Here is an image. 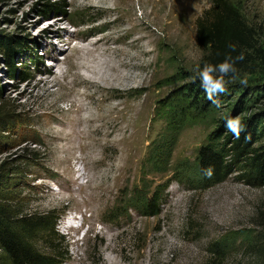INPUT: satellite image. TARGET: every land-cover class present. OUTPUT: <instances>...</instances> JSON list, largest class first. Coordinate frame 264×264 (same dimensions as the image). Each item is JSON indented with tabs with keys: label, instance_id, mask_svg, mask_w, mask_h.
Returning <instances> with one entry per match:
<instances>
[{
	"label": "rangeland",
	"instance_id": "1",
	"mask_svg": "<svg viewBox=\"0 0 264 264\" xmlns=\"http://www.w3.org/2000/svg\"><path fill=\"white\" fill-rule=\"evenodd\" d=\"M52 1L69 8L44 19L38 11L47 0H0V36L24 46L18 62L30 77L22 82L18 71L11 79L0 49V100L16 107L24 120L3 136L0 165L13 169L4 180L18 193L24 213L67 206L56 226L68 246L65 264H257L252 246L255 238L264 240V187L252 188L232 176L199 189L176 180L172 170L144 176L150 144L164 131L167 108L184 100V85L200 82L196 70L205 65L208 53L196 45L195 21L212 0H164L162 10L136 28L130 49L125 47L123 20L108 17L100 0ZM227 1L244 22L243 41L237 45L244 59L236 78L226 76L219 108L208 116L188 115L176 138L172 169L192 163L197 149L220 128L229 134L227 118H253L264 125V0ZM130 2L137 9L134 18H140L139 3ZM55 20L59 23L46 30V23ZM66 32L78 34L70 47L57 37L60 33L66 41ZM97 39L108 52L117 49L113 57L131 65L130 80L104 85L80 69L88 61L84 55L66 59L74 45ZM59 68L67 77L60 78ZM74 80L79 86L71 84ZM85 91L93 96L87 100L92 111L78 112L74 101ZM106 97L110 99L102 103ZM96 104L106 111L117 107L123 114L128 106L130 129L114 133L105 117L78 128L77 117L95 115ZM263 145L261 133L252 148ZM166 183L159 215L145 217L130 209L111 220V212L132 189ZM68 217L74 219L72 228L65 227L66 219H72Z\"/></svg>",
	"mask_w": 264,
	"mask_h": 264
},
{
	"label": "trees",
	"instance_id": "2",
	"mask_svg": "<svg viewBox=\"0 0 264 264\" xmlns=\"http://www.w3.org/2000/svg\"><path fill=\"white\" fill-rule=\"evenodd\" d=\"M41 7L38 12L44 19L52 14H64L69 8L64 3L52 0H47ZM195 22L196 45L208 53L204 64L217 65L226 56L236 58L241 54L237 45L243 41L244 22L239 11L227 0H212L210 7ZM230 45H235V51ZM0 49L3 51L5 65L11 72L9 76L14 79L15 74L22 71L18 58L21 54L24 56L25 48L18 41L0 36ZM241 62L237 60L235 67H239ZM228 77L233 78L232 74ZM29 78L28 73L21 72L22 82ZM180 98L184 99L180 104L167 108L164 131L150 144L145 163L147 173L144 176L165 174L172 170L178 176L176 180L193 183L199 189L221 184L234 176L252 188H263L264 145L259 148H252V145L264 133V125H261L260 120L254 123L253 118L241 122L243 130L239 138L231 132L223 135L220 128L197 149L192 163L184 162L181 166L171 168L176 138L186 126L188 115L195 112L208 116L220 104V95L209 100L198 81L184 85ZM22 122L24 120L17 113L16 107L0 100V144L6 138L3 136H7L5 134L11 133L13 127ZM30 142L38 145L34 140ZM33 151L28 150L34 155ZM206 169H211V172L206 173ZM9 170L13 169L7 163L0 165V264H65L69 259L68 246L56 226L67 211V206L24 213L22 203L17 199L18 193L8 189V183L4 180ZM169 184L154 188L148 185L135 187L126 195L121 206L111 212V220L127 215L130 209L145 217L159 215ZM254 240L252 249L256 246L257 264H264V240ZM229 247L226 243V252ZM221 248H225L224 245L220 246L218 253L221 250L223 252Z\"/></svg>",
	"mask_w": 264,
	"mask_h": 264
},
{
	"label": "bare ground",
	"instance_id": "3",
	"mask_svg": "<svg viewBox=\"0 0 264 264\" xmlns=\"http://www.w3.org/2000/svg\"><path fill=\"white\" fill-rule=\"evenodd\" d=\"M171 1L173 2V0H171ZM137 2L139 3L138 4V7H139L138 10L140 11V18H138V19L134 18V16L136 15L137 9L134 8V6H133V4H131L130 0H100V2H99V5H100L99 7L104 12H106L108 17H110V18L115 17V19H114L115 21L123 20V24H124L125 29L122 30V32H123L122 34H123V37L127 40V42L125 43L126 44L125 47L127 46L128 48L131 47V41L130 40H131V37L133 36V33L136 32L135 31L136 28L141 29L144 21L146 20V18L148 16L156 14L157 12L161 11L162 8L164 7L163 6L164 0H137ZM58 23H59L58 20L50 21V22L46 23V27H47L46 30H49L51 26L56 25ZM65 35L67 36L66 41L63 40L60 33H58L57 37H59V40H60L59 42H63L64 44H66L67 46L70 47L72 42H74V40L76 39V36L78 34L76 33L75 35L72 36L71 34L66 32ZM99 41H100V39L91 41L89 43L86 42L87 44L86 45L83 44V46L74 45L70 49L66 59L68 60L70 58V56L73 54L84 55L88 61L82 62L79 66L80 69L85 71V73H87L90 77L94 78L95 81L97 80L98 82L103 83L104 85L105 84L110 85V84H112V82H114V84H115V82L120 80V79H123L126 81L130 80L131 65H129V63H127V64L124 63V61L122 59L120 60L117 57H113V54L116 53L117 49L115 51H109V52H111V53H109L107 51V49L102 48V46L99 44ZM80 42L84 43V41H80ZM144 42H143V44H144ZM54 49H58V46H55ZM78 62H81V60ZM120 68H123V71L125 70V73H122V71H119ZM58 70H59L58 74H59L60 78L67 77V75H66L67 72H64L60 68ZM71 84L73 86H79V83L75 80L72 81ZM77 96H78V94H77ZM92 97L93 96H90L87 91H85L83 94L79 95L78 99L76 101H74L76 110L78 112L85 111V110H91L87 100L91 99ZM108 99H110V97L104 98L101 102L103 103L104 101H106ZM94 109L96 110L95 115L90 114L91 116H89L87 118L77 117L78 120L76 121V125L78 126V128L81 127V128L87 129V127H90L91 125H95L97 123H100L101 119L105 117L106 119H109V121H111V123L113 124L114 133H121V132L126 133L127 130L130 129L131 117L129 116V113L131 110L128 108V106L125 108V110H126L125 114H123L124 111L123 112H121V110L119 111L117 109V107L107 108L108 110L106 111L102 107L101 104L100 105L96 104V107ZM140 109L142 110V108H140ZM143 111H144V109H143ZM89 113H91V112H89ZM95 128L100 129L101 126H97ZM125 138L129 139V135L125 136ZM70 221L71 220L69 219L68 222H69L70 226H67L68 228H72Z\"/></svg>",
	"mask_w": 264,
	"mask_h": 264
},
{
	"label": "clouds",
	"instance_id": "4",
	"mask_svg": "<svg viewBox=\"0 0 264 264\" xmlns=\"http://www.w3.org/2000/svg\"><path fill=\"white\" fill-rule=\"evenodd\" d=\"M233 51H235V45L229 46ZM244 56L241 53L236 58L226 56L223 62L217 65L205 64L202 68H198L197 78L200 81L201 87L206 93L209 100H212L214 96L222 94L226 91V81L225 77L232 74L233 78L237 73L235 63L237 60H243ZM240 83L246 85L247 81L241 79ZM217 106H219L217 104ZM226 129L231 132L236 138H239L240 132L243 130V125L240 119L237 118H227L225 122ZM206 173H210L211 169H206Z\"/></svg>",
	"mask_w": 264,
	"mask_h": 264
},
{
	"label": "water",
	"instance_id": "5",
	"mask_svg": "<svg viewBox=\"0 0 264 264\" xmlns=\"http://www.w3.org/2000/svg\"><path fill=\"white\" fill-rule=\"evenodd\" d=\"M46 21V20H45Z\"/></svg>",
	"mask_w": 264,
	"mask_h": 264
}]
</instances>
